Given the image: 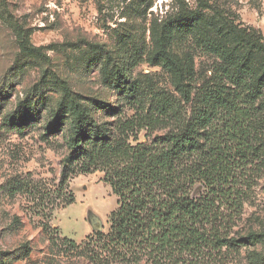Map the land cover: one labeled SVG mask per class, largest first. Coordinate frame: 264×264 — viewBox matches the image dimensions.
<instances>
[{"label":"rangeland","instance_id":"374dc122","mask_svg":"<svg viewBox=\"0 0 264 264\" xmlns=\"http://www.w3.org/2000/svg\"><path fill=\"white\" fill-rule=\"evenodd\" d=\"M160 48L190 85L183 109H199L218 78L253 107L256 151L239 163L246 194L234 230L264 234V86L246 91L264 71V0H0V264H153L99 257L117 198L100 172L65 184L60 174L75 105L118 137L137 111L157 113V94L176 98ZM204 193L190 189L193 199ZM185 264H264V241Z\"/></svg>","mask_w":264,"mask_h":264},{"label":"trees","instance_id":"16d2710c","mask_svg":"<svg viewBox=\"0 0 264 264\" xmlns=\"http://www.w3.org/2000/svg\"><path fill=\"white\" fill-rule=\"evenodd\" d=\"M155 59L175 77L177 96L157 94V113L137 111L118 137L84 108H73L60 183L65 184L72 173L100 172L117 198L109 230L98 239V256L114 262L185 264L209 250L264 241L262 233L234 230L246 194L239 163H249L246 159L256 151L251 146L256 138L253 107L246 97L228 93L218 78L201 94L200 108L190 113L183 109L193 101L180 62L164 48ZM223 72L237 83L244 82L228 70ZM263 86L264 71L246 91L258 96ZM162 119L169 123L167 131L139 141L142 131H154ZM195 184L205 190L198 199L190 196Z\"/></svg>","mask_w":264,"mask_h":264}]
</instances>
